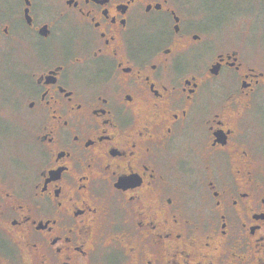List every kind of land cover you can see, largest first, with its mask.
Masks as SVG:
<instances>
[{
    "label": "flooded vegetation",
    "instance_id": "1",
    "mask_svg": "<svg viewBox=\"0 0 264 264\" xmlns=\"http://www.w3.org/2000/svg\"><path fill=\"white\" fill-rule=\"evenodd\" d=\"M197 1L0 0V264H264V51Z\"/></svg>",
    "mask_w": 264,
    "mask_h": 264
},
{
    "label": "rangeland",
    "instance_id": "2",
    "mask_svg": "<svg viewBox=\"0 0 264 264\" xmlns=\"http://www.w3.org/2000/svg\"><path fill=\"white\" fill-rule=\"evenodd\" d=\"M202 20L213 27L215 40L223 42L232 33L236 45L247 52L264 51V0H198ZM19 124H2L11 136L19 134ZM6 160L9 152H3ZM8 160L7 162H9Z\"/></svg>",
    "mask_w": 264,
    "mask_h": 264
}]
</instances>
